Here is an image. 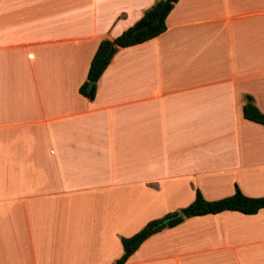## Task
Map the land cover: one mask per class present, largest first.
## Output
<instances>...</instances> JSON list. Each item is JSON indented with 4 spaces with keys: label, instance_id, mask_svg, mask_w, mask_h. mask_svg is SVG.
Wrapping results in <instances>:
<instances>
[{
    "label": "crops",
    "instance_id": "0c3cea01",
    "mask_svg": "<svg viewBox=\"0 0 264 264\" xmlns=\"http://www.w3.org/2000/svg\"><path fill=\"white\" fill-rule=\"evenodd\" d=\"M155 1L0 0V264H114L195 190L264 196V125L242 116L264 113V0H177L79 93ZM122 264H264V209L183 217Z\"/></svg>",
    "mask_w": 264,
    "mask_h": 264
},
{
    "label": "trees",
    "instance_id": "16d2710c",
    "mask_svg": "<svg viewBox=\"0 0 264 264\" xmlns=\"http://www.w3.org/2000/svg\"><path fill=\"white\" fill-rule=\"evenodd\" d=\"M176 1L177 0H168L166 9L162 12L160 19L156 23L150 24L149 22L156 14L163 0H156L148 9L143 11L137 21L112 40H100L89 61L86 79L78 87L79 93L92 100L95 94V82L107 66L112 54L116 50V47L134 45L160 34L165 29L164 18L173 6V3ZM144 24L148 25L142 29L141 26ZM111 44L112 47L108 49ZM89 81H92V86L87 90L86 86ZM242 116L247 120L264 125V113L260 112L250 102L245 103L242 106ZM259 209H264V196H246L242 194L237 187L234 188L231 195L215 200H206L198 190H195L192 201L186 206L178 210L168 212L161 218L149 220L132 235L128 237H121L120 243L122 253L114 264H122L128 256L134 252L138 245L149 235L164 227L174 226L179 223L183 217L212 214L225 210L238 211L243 214H253ZM177 212L181 213L180 217H175L165 224L157 225L162 218L175 215Z\"/></svg>",
    "mask_w": 264,
    "mask_h": 264
},
{
    "label": "water",
    "instance_id": "95a60500",
    "mask_svg": "<svg viewBox=\"0 0 264 264\" xmlns=\"http://www.w3.org/2000/svg\"><path fill=\"white\" fill-rule=\"evenodd\" d=\"M167 4H168V0H163L162 4L160 5L159 9L157 10L156 14L154 15V17L151 19V21L149 22L150 24H153V23H156L159 19H160V16L162 14V12L166 9L167 7ZM148 24H144L141 26V28H145ZM112 47V44L109 46L108 49H110ZM92 86V81H89L87 83V86H86V89L88 90L90 87ZM248 101V100H247ZM181 216V213L180 212H177L175 215H170V216H167V217H164L162 218L158 223L157 225H161V224H165L167 223L169 220L175 218V217H180Z\"/></svg>",
    "mask_w": 264,
    "mask_h": 264
}]
</instances>
